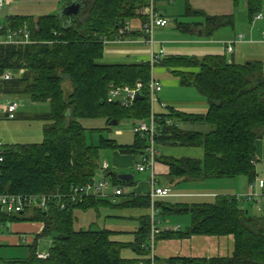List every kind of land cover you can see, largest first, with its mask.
<instances>
[{"label": "trees", "instance_id": "16d2710c", "mask_svg": "<svg viewBox=\"0 0 264 264\" xmlns=\"http://www.w3.org/2000/svg\"><path fill=\"white\" fill-rule=\"evenodd\" d=\"M66 1V5L79 1L81 14L73 18L59 14L37 20L10 18L7 26L12 29L26 27L34 43L0 45V75L14 73L12 80L1 84L0 92L4 99L24 98L33 104L49 106L47 113L37 116L44 123L41 143L11 148L2 145L0 148V196L48 197L45 209L27 207L22 212H7L0 206L2 228L6 229L12 223H41L43 226L34 242L28 245L26 258L0 259V264H150L147 250L151 228L149 216L140 219V228L132 245L137 258L127 260L121 256L123 245L111 239V232L75 230L73 227L75 211L96 209L109 205L111 200L81 195L71 201L72 190L92 183L100 169L111 186L123 188L122 195L117 197L121 199L120 208H150L148 194H124L125 187L133 185L132 177L123 182L109 172L108 165L106 170L99 165L101 150L130 156L138 154L141 160L148 148V139L141 140L133 128L139 122L148 124L150 118L153 119L158 150L155 166L161 163L167 167L170 183L178 185L245 178L251 188L255 184L261 191V195H251V198L217 195L213 200L191 204L161 200L167 197L156 199L154 217L157 225L170 216L187 215L189 218V225L183 231L161 230L156 226L160 231L156 244L160 240L192 236H231L233 251L228 257L202 259H158L154 256L153 263L264 264V217L249 215L248 208L241 205L250 202L264 204V189L258 187L257 180L260 179L256 177V143L264 135L262 62L237 64L228 61L225 55L201 58L156 55L152 63H103L106 42L143 37L141 26L146 16L139 12L149 5L148 0ZM159 1L172 3L174 0H155V12H158L156 5ZM232 1L237 7L240 0ZM245 2L249 22H255L258 14L263 19L262 0ZM186 14L198 16L202 21L178 22L176 28L183 34L201 29L205 37H211L216 31L234 25L232 15L208 16L189 6ZM133 21L139 22L140 30H128L120 36L119 30ZM155 68L166 69L178 79L182 88L194 89L204 99L206 113L186 114L165 106L163 113L154 115L152 103L157 93L151 99L148 85L151 77L154 78ZM137 84L141 85L137 91L141 98H135L126 105L122 104L120 97L110 98L112 88L133 90ZM96 118L104 119L108 128L113 127L110 125L112 121L117 125L122 120L133 121L132 144L119 145L103 136H99L97 146L89 144L80 121ZM177 147L200 149L202 157L176 158L161 155L159 150ZM258 196L261 199L258 200ZM60 203L65 207L60 208ZM59 235L66 238L59 240ZM48 237H51V247L47 257L39 259L38 241Z\"/></svg>", "mask_w": 264, "mask_h": 264}, {"label": "rangeland", "instance_id": "374dc122", "mask_svg": "<svg viewBox=\"0 0 264 264\" xmlns=\"http://www.w3.org/2000/svg\"><path fill=\"white\" fill-rule=\"evenodd\" d=\"M196 2L197 0H192ZM66 0H10L8 4H6L2 9H0V21L2 23H7L8 19L13 17H27L33 20H37L40 17L47 15H57L61 12L63 7L66 5ZM184 0H174V2L166 3L167 5L164 7H157L158 11L165 14L166 20H169L171 24L168 28L160 31L156 29L152 40L154 44H159L163 41L161 40H171L177 39L181 37V33L177 28H174V20L177 18L179 22H201L202 19L200 17L188 16L186 14V8H184ZM191 8V7H190ZM192 9V8H191ZM231 15L234 19L233 27H228L218 31L217 33H223V31H232L235 30V34L243 33L244 29H248L254 25H260L258 22H254L251 25L249 22L246 2L245 0H240L237 7H235L232 3L230 6ZM194 10V9H192ZM261 13L264 15V0H262V10ZM174 17V18H173ZM132 31V30H131ZM174 32V33H171ZM216 33V34H217ZM215 34V33H214ZM241 36V35H238ZM196 37V36H194ZM137 42L143 43L140 38L135 39ZM210 40H215V35L210 38ZM234 41V40H232ZM231 41V42H232ZM229 43V42H228ZM156 49V46H155ZM234 49V46H233ZM154 54L156 51H153ZM151 49L148 45H122V44H112L106 45L104 49L103 59L101 60L103 63L110 64H119V63H127L133 62L135 60V55H146L149 58L151 57ZM227 60H230V53H226ZM185 56V55H183ZM189 57H193L189 56ZM197 58V57H196ZM157 70L153 71V74H156ZM68 85V84H66ZM191 93V94H190ZM198 95L194 89L190 88H179L178 90L171 91L166 89L160 93H157L154 97V101L152 103V113L154 115H158L163 113L164 111L161 109L160 103H166L169 106L173 107L174 105H181L191 101L192 94ZM191 95V96H190ZM19 104L18 113L14 120H8L3 118V107L6 106V101L0 99V137L2 141V145L5 147H15L17 145H29V144H39L43 139V127L44 123L37 119V116L41 114H45L49 111L48 104H33L29 102L27 99L21 98L17 99ZM173 106H172V105ZM81 125L86 130V138L89 144L97 146L99 136H103L106 139H112L117 142L119 145H131L134 139V134L132 132L133 121L131 120H122L118 125L108 128L105 124V120L102 118L96 119H86L81 120ZM161 155H165L167 149L163 150L159 148ZM173 150V149H172ZM170 151V150H168ZM194 151V150H193ZM199 151L195 150L194 152ZM201 151V150H200ZM191 152L188 148H174L173 151H170L171 156H185ZM115 151L111 150H101L99 153V165L100 167L104 164H107L110 168L111 173L119 176L121 175H129L133 178V185L126 186L124 189V194L126 196L130 194L137 193L139 190L144 191V188L147 186L146 182V172L139 173L136 170V166L141 162L140 156L138 154L135 155H117ZM119 154V153H118ZM177 154V155H176ZM167 156V155H166ZM129 162L126 169H117L115 165L119 163L124 164V160ZM177 158V157H176ZM121 160V162L119 161ZM262 163V162H261ZM158 174V172H157ZM157 181L160 180L161 184L165 183L166 177L165 175H157ZM104 175L99 169L95 175V181L99 182L104 179ZM148 178V176H147ZM239 179V178H238ZM241 179V183L243 178ZM246 180V179H245ZM239 181L236 182L239 184ZM247 181V180H246ZM216 183L213 185H218V183L223 184L220 185V188L227 190L228 185L235 184L233 182H229V180H214ZM182 184V183H181ZM180 184V185H181ZM210 185V184H209ZM240 185V184H239ZM244 184H241L240 188H243ZM253 184V189L251 192H247L245 195L240 193L238 189L236 191L232 190V192H228L230 196H256L258 193H255L257 188ZM177 185H172L171 193L174 194L175 188ZM231 191V190H230ZM227 192V191H226ZM106 193L111 194L112 189H109ZM170 194V197L173 196ZM110 204L100 206L96 209H88V210H77L74 212L75 222L74 229L75 230H106L112 233V240L123 245V249L121 252V256L124 259L130 260L137 258V254L133 251L132 245L135 243L136 233L140 228V222L137 219H132V216L127 215L125 210L119 207L121 199L115 198L110 199ZM173 201V200H171ZM258 201V200H256ZM263 203V202H262ZM246 208L249 210V215L264 217V205L261 204L260 208L261 212L257 211V205L254 203H249L246 205ZM174 221L173 224L177 223L181 226L182 231L186 229L188 222L185 220L184 216H170L168 217ZM176 219V220H175ZM168 219L161 220V225L164 226ZM159 224V225H160ZM160 225V226H161ZM1 233V230H0ZM3 234H8L6 229L3 230ZM51 247V237L43 238L38 241L37 245V253L39 254H48V251ZM29 249L28 245H22L21 247L9 248L7 245H3L0 247V259H23L28 256Z\"/></svg>", "mask_w": 264, "mask_h": 264}, {"label": "crops", "instance_id": "0c3cea01", "mask_svg": "<svg viewBox=\"0 0 264 264\" xmlns=\"http://www.w3.org/2000/svg\"><path fill=\"white\" fill-rule=\"evenodd\" d=\"M184 1L185 3H184L183 11L187 6H189L192 9H194V11L203 12L205 15L208 16H231L230 6L231 3L233 4L232 0H197L196 2H193L192 0H184ZM167 4L164 1H159L156 5V10L158 11L157 7H163V6L165 7ZM158 13L161 15L159 11ZM164 13L162 14L163 17L166 19L167 16H165ZM167 21H168V25L162 29H159L160 31H163L164 29L169 27L171 22L169 20ZM178 22L179 20L175 18L174 28H176ZM255 22L260 23V25H254L248 29H244L245 34H243L242 32L239 34H235L236 32L234 29L232 31H223V33L218 34L217 33L218 31L225 29L222 28L216 31L215 34H213L215 35V40H210V38L213 37V35L211 37H205L201 29H197L192 34H180L181 37L177 39L161 40L163 42L159 44L157 43L153 44L152 51H156L155 52L156 55H164V56L193 55V57L201 58L208 55H225V57L227 58L226 55L227 43L234 40L236 36L242 35L243 39L240 42L234 44V49H232V53L230 55L229 61H233L237 64L245 63L248 61H260L263 64V76H264V38L262 36V33L264 32V15L262 20H258ZM190 23H198V22H194V21L186 22L185 24H190ZM253 23L254 22H252L251 25H253ZM129 26H130V30L132 31L140 30V24L138 21L131 22ZM171 33L174 32L171 31ZM138 38L142 40V37L139 36L130 37L127 38V40H125L122 43V45H132V44L143 45L142 42H137L138 40H135ZM112 44L113 43H110V45ZM148 56H146L145 54L135 55V60H133V62H127V63L132 64L141 61H150V58ZM155 69L157 70V72L156 74L153 75L154 78L161 85L160 92H162L163 89L164 90L169 89L171 91H175L178 90L179 88H182L180 86L178 79L173 77L166 69L164 68H155ZM190 99H191L190 102L181 105H174V107H176L175 110L186 114L206 113L207 105L202 97H200L199 95H195L194 93L192 94ZM160 106L161 109L163 110L165 106H169V105L166 103H160ZM172 149L174 150V148H164L163 150L166 151L165 155L171 156L172 154H170V151H173ZM189 150H191V152L185 154V156L182 157H190L197 159L202 157V151H200V149H197L199 151L196 152H194L196 149H189ZM116 154L119 156H123L118 153ZM174 157L181 158V156H174ZM256 157H257L256 177L264 181V135L256 143ZM120 159L124 160L125 163L124 164L119 163L118 165H115L116 168L126 169L129 162H127V160L125 159L122 158ZM121 160L119 161L121 162ZM155 174H156L155 175L156 180L158 177L157 175L160 176L165 175L166 180L164 184H161L160 180L157 182L160 187L167 189L169 194H172L171 187L174 184L170 183L167 177V167L161 163H157L155 166ZM147 176H146L147 186L144 188V191L139 190L137 193H134L135 196H145L148 193L149 183ZM236 180L237 182L238 180H240L239 181L240 185L236 182ZM242 180H244L242 181V183L240 178L229 180V182H233L235 184L228 185V187L226 188L227 190L220 188V185L221 186L223 185L221 183L220 184L218 183V185H213L216 183H210L214 181H208L204 183H182L181 185L180 184L177 185V187L175 188L176 192L172 194L173 196L171 197L169 196L161 200L171 203H185V204L200 203L204 201L213 200L214 197H216L217 195H225L226 193L230 194L228 192H232V190L236 191V189H238L240 193H243L242 195H245L247 192H251L253 187L252 188L250 187V185L245 180V178H243ZM241 184H244L243 188H240ZM255 193H258L257 195L259 194L261 195L260 189L257 188ZM261 204L263 203L261 202L256 203L258 212H261L262 210L260 208ZM241 205L242 207L245 208L246 205H248V203H244ZM124 210L127 215L132 216V219H137L139 221L142 217L145 216L150 217L151 215L150 208L148 209L129 208ZM183 216L185 220L188 222L187 224L188 226L189 218L187 215H183ZM165 219L168 220L167 222H165L166 224H164V226H162L161 224H160L161 226L157 225L161 230H175L176 228L182 230L180 225H178L177 223L173 224L172 221L174 220L170 218H165ZM42 228L43 226L41 223H12L11 225L8 226V229L6 228L8 234H3L2 232L5 228L0 227L1 230L0 247H2L3 245H7L9 248L10 247L14 248V247H21L24 244L30 245L34 242V237L40 234ZM232 251H233V238L231 236L221 237V238L207 237V236H192L186 239H165L158 241L155 246L154 256L157 257L158 259H169L176 257L202 259V258L228 257L231 255Z\"/></svg>", "mask_w": 264, "mask_h": 264}, {"label": "built area", "instance_id": "2783aa9c", "mask_svg": "<svg viewBox=\"0 0 264 264\" xmlns=\"http://www.w3.org/2000/svg\"><path fill=\"white\" fill-rule=\"evenodd\" d=\"M172 2L173 0H168ZM10 0H0V9H2L6 4H8ZM149 5L142 11L139 12L140 15H145L146 20L145 23L141 26V30L143 33V43L148 45L151 49V57L150 61L153 62L156 54L153 53V33L156 29L164 28L167 25V21L158 13L155 12V0H148ZM262 19V15L258 14L255 16L254 21H258ZM130 30V26L128 25L126 28H122L119 30V35L122 36L126 31ZM264 38V32L262 33ZM243 39V36H237L234 41L227 43V52L231 53L233 49V45L240 42ZM124 41L121 39H116L114 41L106 42V44H122ZM33 41L30 40V34L27 32L26 27L24 28H16L12 29L7 26L6 23L0 22V45H26L32 44ZM14 73H4L0 75V87L2 82L10 81L13 78ZM141 88L140 84L136 85V88L130 90L128 88L124 89H117L112 88L110 91V98L114 99L120 97L122 100V104L126 105L129 104L131 100L135 99L136 95L138 94V89ZM149 93L151 99L155 93L160 92L161 85L159 82L151 77V80L148 85ZM0 99L6 101V106L3 107V118L8 120H14L18 113L19 104L17 100L14 99H4L3 95L0 92ZM1 110V108H0ZM1 118V117H0ZM134 134H136L141 140L148 139V148L145 151V154L141 157V164H139L136 168L138 172H148L149 175V191L148 196L150 199V224L151 228L149 231V236L147 238V250L150 253V264L153 263L154 258V250L156 246V236L160 233L159 229L156 227L157 223L155 221V201L158 198L168 197L170 194L167 189L158 186L156 179H155V158L158 155V150L155 144V127L153 123V119L150 118L149 123L139 122L133 128ZM0 148H2V141L0 137ZM2 158L0 157V162ZM107 164H104L102 168L104 170L107 169ZM258 187L264 189V181L257 180ZM109 189H112V193H106ZM73 196L72 202L76 199L77 196H88L93 195L95 197H101L106 199H114L118 196H121L123 193V188L117 186H111L110 182L107 179H103L102 181L96 182L95 180L92 183H88L85 186L79 189H73ZM263 196V195H262ZM251 198V195L248 196ZM257 199H261V196H258ZM47 201L48 197L46 196H33V197H22V196H11V195H4L0 196V206L5 209L7 212H22L27 207H37L41 209L47 208ZM259 203V202H258ZM60 208H64V203L59 204ZM175 230H178L176 228ZM39 259H44L47 257L46 254H38Z\"/></svg>", "mask_w": 264, "mask_h": 264}, {"label": "water", "instance_id": "95a60500", "mask_svg": "<svg viewBox=\"0 0 264 264\" xmlns=\"http://www.w3.org/2000/svg\"><path fill=\"white\" fill-rule=\"evenodd\" d=\"M81 10H82V4L79 1H71L70 3H68L67 5H65L63 7V9L59 13V15L61 17H65V18H73V17H76L79 14H81ZM135 98L136 99L137 98H141V96L140 95H136ZM110 125L111 126H116L117 122L116 121H112V122H110ZM118 179L123 181V182H127V181H129L131 179V176H129V175H119ZM7 229H8V226H7ZM65 238L66 237L63 236V235L57 236V239H59V240H63Z\"/></svg>", "mask_w": 264, "mask_h": 264}]
</instances>
